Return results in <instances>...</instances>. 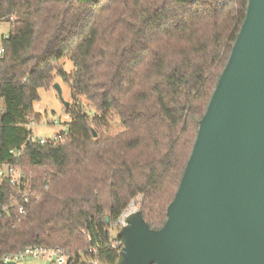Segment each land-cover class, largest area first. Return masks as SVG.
<instances>
[{
	"label": "trees",
	"instance_id": "obj_1",
	"mask_svg": "<svg viewBox=\"0 0 264 264\" xmlns=\"http://www.w3.org/2000/svg\"><path fill=\"white\" fill-rule=\"evenodd\" d=\"M247 4L0 0V164L32 171L27 202L0 179V264L36 246L114 264L110 227L137 197L147 226L164 225ZM55 83L71 101L66 134L32 142L39 91Z\"/></svg>",
	"mask_w": 264,
	"mask_h": 264
},
{
	"label": "water",
	"instance_id": "obj_2",
	"mask_svg": "<svg viewBox=\"0 0 264 264\" xmlns=\"http://www.w3.org/2000/svg\"><path fill=\"white\" fill-rule=\"evenodd\" d=\"M125 222L114 264H264V0H248L166 222Z\"/></svg>",
	"mask_w": 264,
	"mask_h": 264
},
{
	"label": "built area",
	"instance_id": "obj_3",
	"mask_svg": "<svg viewBox=\"0 0 264 264\" xmlns=\"http://www.w3.org/2000/svg\"><path fill=\"white\" fill-rule=\"evenodd\" d=\"M7 38V34L0 37V61L3 59L4 49L2 47V40ZM67 128H64L62 132L54 134L51 138L39 139L31 136L30 140L32 142L38 141L40 144H58L65 136ZM19 152V151H18ZM13 153V152H11ZM17 153V152H16ZM15 154V153H14ZM0 179H7L9 184L14 187L18 194L22 195L24 200L27 202L29 195H31V180L28 179L24 173L15 166L7 163L0 164ZM35 199H38V195H34ZM142 197L135 198L129 206L122 212L119 218L110 227V232L112 234L118 233V231L126 225V219L138 212V206L141 202ZM23 213V211H20ZM114 231V232H113ZM122 247V244H121ZM121 248L119 249V251ZM91 251V250H90ZM118 251V253H119ZM49 262L51 264H76L75 260L70 261L69 258L64 254L61 249L49 248L43 246L27 247L20 250L18 253L6 255L3 258V264H46ZM88 262L98 264L95 261L89 260ZM80 263V262H79ZM78 263V264H79Z\"/></svg>",
	"mask_w": 264,
	"mask_h": 264
},
{
	"label": "rangeland",
	"instance_id": "obj_4",
	"mask_svg": "<svg viewBox=\"0 0 264 264\" xmlns=\"http://www.w3.org/2000/svg\"><path fill=\"white\" fill-rule=\"evenodd\" d=\"M10 30L9 24H0V37L7 34ZM63 99L68 102L71 106V101L69 100L68 88L61 85ZM40 102L35 105V112L39 113V122H33L30 124V131L32 136L39 139L51 138L54 134H57L64 128H66V123L70 121L69 116L66 114V110L59 100V97L54 90L53 86L50 90H40L39 91ZM3 107V103L1 102ZM90 116H93L94 111H90L88 108H84ZM22 171L21 168L17 167ZM22 171L24 175L31 179L32 171L25 169ZM114 232V231H113ZM114 236L117 234L114 233ZM46 264H51L46 262Z\"/></svg>",
	"mask_w": 264,
	"mask_h": 264
}]
</instances>
